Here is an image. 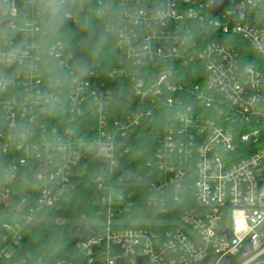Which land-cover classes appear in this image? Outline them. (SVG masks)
Listing matches in <instances>:
<instances>
[{
    "label": "built area",
    "instance_id": "1",
    "mask_svg": "<svg viewBox=\"0 0 264 264\" xmlns=\"http://www.w3.org/2000/svg\"><path fill=\"white\" fill-rule=\"evenodd\" d=\"M216 1L226 5L213 15ZM263 10L264 0H0V178L32 184L0 207V264H44L24 242L92 172L95 218L54 264H264V69L249 56L264 61ZM93 15L114 40L105 73L79 68L48 35L51 19ZM140 130L152 147L132 174L148 185L150 218L119 187Z\"/></svg>",
    "mask_w": 264,
    "mask_h": 264
},
{
    "label": "trees",
    "instance_id": "2",
    "mask_svg": "<svg viewBox=\"0 0 264 264\" xmlns=\"http://www.w3.org/2000/svg\"><path fill=\"white\" fill-rule=\"evenodd\" d=\"M47 28L49 37L61 39L65 50L72 54L75 65L79 68L91 66L93 69L105 73V70L112 67L113 37L101 31L94 15L88 16L87 20L81 18L78 26L64 22L60 17H57L49 21ZM249 56L256 61L254 66L256 65L260 70L264 69L263 59L250 52ZM149 138H152V131L149 130H140L131 137L129 141L131 152L128 156L130 163L120 169L118 173L120 177L122 175L119 182L123 183L119 187L129 191L133 198L134 209L132 212L140 213L138 216L145 218H150L151 214L146 206L149 188L145 180H135L132 173L136 171L134 165L142 162L141 159H137V151L152 147V140ZM92 173L78 176L73 181L74 190L67 199L60 205L47 210L43 214V222L32 227L31 235L24 242V250L31 256L40 258L44 264H54L57 260L68 258L75 246L70 235L71 227L76 225L81 228L91 223L95 218L94 212L100 192L94 183L96 175ZM31 188L32 184L28 179L16 180L9 187L0 184V197L3 199L0 202V207H16L20 200L19 195H23L27 190L30 191ZM47 220H53V222L49 223Z\"/></svg>",
    "mask_w": 264,
    "mask_h": 264
},
{
    "label": "water",
    "instance_id": "3",
    "mask_svg": "<svg viewBox=\"0 0 264 264\" xmlns=\"http://www.w3.org/2000/svg\"><path fill=\"white\" fill-rule=\"evenodd\" d=\"M225 5H226L225 1L214 2L213 10H212L213 15H216L218 12H220L225 7ZM263 19H264V10L257 15L255 24H258ZM70 235L72 236L74 243H80L82 241V239L79 237L80 231L78 226L75 225L71 227ZM116 264H123V260L122 259L116 260ZM140 264H142L141 261Z\"/></svg>",
    "mask_w": 264,
    "mask_h": 264
},
{
    "label": "rangeland",
    "instance_id": "4",
    "mask_svg": "<svg viewBox=\"0 0 264 264\" xmlns=\"http://www.w3.org/2000/svg\"><path fill=\"white\" fill-rule=\"evenodd\" d=\"M102 17L103 16H100V18L102 19ZM104 18H106V19H111V17L110 16H104ZM76 26H78V24H75ZM121 94H122V96L125 98V99H129L130 98V89H122L121 90ZM8 183V182H7ZM0 184L2 185V186H7L8 184H6L5 182H4V179H1L0 178ZM12 185V184H11ZM11 185H9V186H11ZM9 186H7V187H9ZM1 201H3V199H1V197H0V202ZM47 222H49V223H52L53 222V220H47Z\"/></svg>",
    "mask_w": 264,
    "mask_h": 264
}]
</instances>
